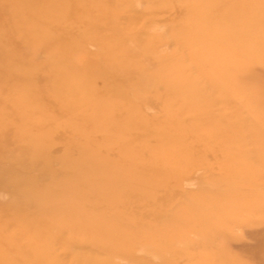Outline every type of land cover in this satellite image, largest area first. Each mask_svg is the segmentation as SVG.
Instances as JSON below:
<instances>
[{
	"label": "rangeland",
	"instance_id": "rangeland-1",
	"mask_svg": "<svg viewBox=\"0 0 264 264\" xmlns=\"http://www.w3.org/2000/svg\"><path fill=\"white\" fill-rule=\"evenodd\" d=\"M0 264H264V0H0Z\"/></svg>",
	"mask_w": 264,
	"mask_h": 264
}]
</instances>
